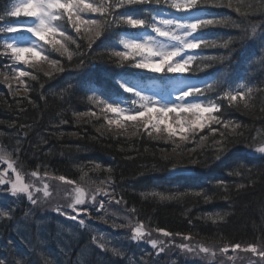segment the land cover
I'll return each instance as SVG.
<instances>
[{
    "label": "snow or ice",
    "instance_id": "6c2138e0",
    "mask_svg": "<svg viewBox=\"0 0 264 264\" xmlns=\"http://www.w3.org/2000/svg\"><path fill=\"white\" fill-rule=\"evenodd\" d=\"M221 7L232 9V0H11L10 6H5L0 11V66L8 69V72L3 73V82L12 89V84L9 83L10 73L11 79L23 85L24 91L32 89L31 81L38 83L42 89L44 84L39 78L41 72L47 79H52L63 73L66 67L82 70L87 67V54L93 49V45L101 37L111 39V43L107 44L102 41L103 50L96 53V56H106L107 59H102V62L114 68L140 70L133 77L122 74L116 81L123 93L129 95L106 96L102 89L89 88L91 95H87V100L95 105L97 111L74 115L90 116L97 120L103 117L108 132L114 137L146 135L150 139H162L171 143L173 151L179 147L177 138L182 142L195 141L200 146L212 136V147L217 152L214 159L218 160L230 151L229 146L235 147L238 138L243 136V131H237L242 128L241 124L232 120L228 113L231 110L247 111L255 92L264 95V87H261L264 86V80L259 85L252 82L232 87L223 75L211 81L192 79L198 73L213 67L215 62L223 63L231 59L234 49H229V44L233 38L218 40L205 36L212 28L241 27L230 22L228 17H217L207 11L209 8ZM234 10L240 13L239 7ZM261 10L264 12V5ZM241 15L247 19V13ZM249 27L250 31L249 28L243 30L239 38L241 43L258 40L260 52L264 53V21ZM215 47L228 49V54H200L205 49ZM53 54H57L65 63L54 58ZM74 57L76 62L73 65ZM258 63L259 69L264 70V55L260 56ZM42 64L48 65L52 70L44 71ZM147 72L164 75H143ZM25 78L30 80L26 81ZM72 87L69 83L67 89L61 91V97ZM41 95L43 98V93ZM62 123L68 121L64 120ZM201 133L204 135H200ZM217 134L219 140L215 139ZM41 142L47 143L43 139ZM244 146L259 154V159L264 161V139L248 140L244 142ZM22 148L18 139L13 154L18 156ZM0 160L7 161V169L14 174L13 177L7 171L0 172V196L13 198L14 204L26 199L30 207L25 212V217H30L35 209L53 205L52 211L86 228L85 219L80 218L81 213L92 218V211H106V204H127L123 196L117 198L110 178L107 184L111 191L99 187L86 191L77 186L71 189L68 203L61 204L57 197L64 198V194L69 191L65 185L74 184L73 180L60 175L55 179L63 183L50 185L44 182L48 175L47 166H44L45 172L41 173L38 165L30 173L34 179L26 181L18 170L21 167L19 163L13 162L11 157L4 154H0ZM191 162L195 164L199 161L193 159ZM100 167L99 164L95 165L97 169ZM180 170L173 166L170 171ZM107 171L111 173L112 169L109 167ZM250 172L251 169H246V173ZM230 174L239 177L241 171L235 170ZM217 187L225 193L228 191V185L224 181H218ZM244 187V183L237 185L239 189ZM185 194L187 193L165 195L153 190L143 192L141 196L145 199L171 200L177 195ZM193 194L203 196L205 202L212 199L203 191ZM98 196L101 198L97 199ZM223 199L227 201L228 195L225 194ZM85 205L88 207H83ZM14 210V207L0 209V219H11ZM122 211L126 213L122 217L125 223L117 224L116 214L113 213L112 226L129 228L127 239L137 244L149 243L152 249L157 250V255L172 246L174 240L152 239L153 231L165 238L182 236L183 241L189 242L193 239L191 235L173 233L163 228L152 229L145 221L134 220L127 213H136L135 207H122ZM100 219L108 223L104 216ZM208 219L217 224L225 216L216 213L215 217L209 215ZM92 239L94 243L97 242L95 236ZM98 246L107 250L104 243H99ZM175 247L202 260L217 256V251L213 248L199 243L186 242L176 244ZM238 249H241L240 243L232 246L234 252ZM242 250L258 258L250 261V264H264V241L247 244ZM111 251L117 257L124 255L122 250L115 247ZM218 251L220 255H226L229 248L223 246ZM0 264H5V259L0 258ZM131 264H146V261L141 257Z\"/></svg>",
    "mask_w": 264,
    "mask_h": 264
},
{
    "label": "trees",
    "instance_id": "16d2710c",
    "mask_svg": "<svg viewBox=\"0 0 264 264\" xmlns=\"http://www.w3.org/2000/svg\"><path fill=\"white\" fill-rule=\"evenodd\" d=\"M9 1L0 0V11L8 6ZM232 4V9L221 7L208 10L217 17H228L230 22L241 27H216L207 31L213 37L209 39L233 38L229 44V49H234L231 59L223 63L215 62L213 67L198 74L213 73L216 78L223 75L232 87L252 82L259 85L264 80V70L259 69L258 63L260 56L264 55L260 52L259 41L241 43L239 38L245 28L250 31L249 25L264 21L261 10L264 0H232ZM236 7L240 8V13L234 10ZM241 13H247V19ZM102 41L111 43V39L101 37L88 52L89 61H86L84 69L66 67L63 73L52 79H47L41 72L42 89L38 83L31 81L32 89L25 91L24 95H17L0 81V146L13 154L19 139L23 148L18 156L13 154V157L28 169L46 165L55 173L76 180L85 177L90 181H108L110 178L117 198L123 196L127 208L137 209L136 213H132L137 220L145 221L152 229L163 228L218 245H247L264 241V161L259 159V154L244 146L248 140L264 139V95L255 92L249 101V110H231L228 113L232 120L241 124L242 128L237 131H243V136L238 138L235 147L229 146L230 151L218 160L214 159L217 152L212 147V136L200 146L195 141L183 142L182 147L175 151L171 143L150 139L146 135L114 137L105 129L101 118L74 115L94 110L87 100V95H91L87 88L92 87L91 84L96 82L112 86L120 73L130 70L114 68L102 62V59H107L106 56H96L103 50ZM200 54L227 55L228 49L208 48ZM54 58L58 59V55L54 54ZM59 59L65 63L62 58ZM75 62L74 57L73 65ZM5 69L0 66V70ZM69 83L73 87L62 98L60 93L67 89ZM64 120L68 123H62ZM42 139L47 143H42ZM215 139H220L218 134ZM193 159L199 162L193 164ZM97 164L101 166L99 169L95 168ZM173 166L190 168L193 174L170 176L168 171ZM109 167L111 173L107 171ZM246 169H251V172L246 173ZM235 170H240L241 176L230 174ZM218 181L228 185L227 193L217 187ZM240 183L245 184L243 189L237 188ZM180 186L186 190H172ZM190 188L194 190L189 191ZM153 190L165 195L187 194L177 195L171 200L141 196V193ZM196 191L206 192L212 199L205 202L203 196L193 194ZM225 194L229 197L227 201L223 199ZM216 213L225 216V219L213 224L208 216L215 217ZM26 220L21 219L17 211L12 213L11 219L0 220V256L5 259V264H131L141 257L146 264H165L161 260L159 263L148 262L141 250L144 245L138 244H122L120 250L124 252L123 256H96L85 235L78 238L81 246L75 250L70 244L75 242V237L68 235L64 229L60 234L59 230L55 232L52 238L54 248L46 250L35 239L42 235L43 243L50 242L48 232L38 229L37 225L44 227L48 221L37 220L28 224ZM23 227L29 229L28 241L24 238ZM32 239L36 242L34 248L28 243Z\"/></svg>",
    "mask_w": 264,
    "mask_h": 264
},
{
    "label": "rangeland",
    "instance_id": "374dc122",
    "mask_svg": "<svg viewBox=\"0 0 264 264\" xmlns=\"http://www.w3.org/2000/svg\"><path fill=\"white\" fill-rule=\"evenodd\" d=\"M58 59H59V56H58ZM41 67L43 68L44 71L52 70L46 64H42ZM2 74L3 73H0V80L3 82L4 76ZM9 76H10L9 83L12 84V90L11 91H13L17 95H24L25 91H24L23 85H19L16 80L11 79V75L10 74H9ZM26 79L27 78H25V80ZM4 85H7V84L4 83ZM103 126L105 127L106 130H108L105 122H104ZM154 135H155V133H154ZM176 142L179 145V147H182L181 145L183 144V142L180 141L179 138H177ZM181 149H183V148H181ZM5 171L8 172L7 169L3 170L2 172H5ZM31 178H29V180H27V181H31ZM44 182H47L50 185H52V184H62L63 183V182H60V181L56 180L55 178H52V176L45 177ZM81 182L82 183L75 182L74 184L71 185L72 188L79 186V187H83L86 191H88V190H91V189L97 188V187L103 188V189H105V187H106V183L93 184L91 182H86L84 180L81 181ZM71 189L69 190V193H71ZM100 198L101 197H99V196L97 197V199H100ZM59 202L61 204L62 203L65 204V205L68 203V202H63V201H59ZM52 207H53V205H51V206L50 205H45L43 207V209L51 211ZM83 207H88V205H85ZM122 207L126 208L125 205H123V206L116 205L114 202L111 203V204H107L106 211L105 210H101L100 212H97V214H96V211L93 210L92 211V218H89V219H90L91 222H93L94 220L98 219V220H100V222L103 225H106L108 228L117 229V228H114L112 225H110L109 222L105 223L102 219H100V217L104 216L108 221H112L113 222V218L114 217H113L112 214L115 213L116 214L115 221L116 222L119 221L121 224H123V223H125V221L122 219V217L126 213L122 211ZM103 212L105 214H103ZM127 215H129L130 217H134V220H136L135 216L132 213H127ZM123 229L125 230V233L128 236L129 233H130V229L127 228V227H123ZM151 238L152 239H158V240L159 239H164L166 241L174 240V244L172 246H170L168 249H166L165 252L159 253V255H162L161 257L163 258V260L165 258L167 264H172L173 261L175 263H176V261H178L179 264H182L183 262H190V261H194L197 264H199L198 262H200L202 264H221V262H222V264H250V261L258 259L257 257H254L253 254L244 252L242 249L245 246H241V249L235 250V252L232 250V248L228 247L229 248V252L226 255H220L218 250H219V248H221L223 246L217 245L215 243H207V242L199 241V240H197L195 238H193L192 241H190V242L189 241H183V239L180 236L173 237V238H165L160 233H156V231H153ZM186 242L187 243H193V244L199 243V244L204 245V246H209V247L213 248V250L217 251V256L214 259L209 257L207 260H202L201 258L194 257L191 254L183 253V252H181V250L179 248L175 247L176 244L186 243ZM145 243H147V242H145ZM147 244L150 245L149 243H147ZM153 250H154V254H153L154 260L157 261V259L159 258V255L156 254L157 250H155V249H153Z\"/></svg>",
    "mask_w": 264,
    "mask_h": 264
},
{
    "label": "bare ground",
    "instance_id": "6f19581e",
    "mask_svg": "<svg viewBox=\"0 0 264 264\" xmlns=\"http://www.w3.org/2000/svg\"><path fill=\"white\" fill-rule=\"evenodd\" d=\"M70 244H71L72 248L75 249V250L79 248V244L77 242L73 241V242H70ZM92 248L95 251L94 255H96V256L102 255L103 257L108 258L109 254L107 252L103 251L104 253H102V252H99V251H102V250L95 249L94 247H92Z\"/></svg>",
    "mask_w": 264,
    "mask_h": 264
}]
</instances>
